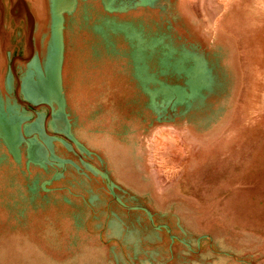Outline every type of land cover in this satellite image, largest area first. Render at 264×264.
I'll return each mask as SVG.
<instances>
[{"label": "rangeland", "instance_id": "1", "mask_svg": "<svg viewBox=\"0 0 264 264\" xmlns=\"http://www.w3.org/2000/svg\"><path fill=\"white\" fill-rule=\"evenodd\" d=\"M146 8L150 50L119 68V89L82 104L70 88L134 212L51 197L0 153V264L93 262L90 242L152 255L146 211L166 264H264V0H134L129 11Z\"/></svg>", "mask_w": 264, "mask_h": 264}, {"label": "crops", "instance_id": "2", "mask_svg": "<svg viewBox=\"0 0 264 264\" xmlns=\"http://www.w3.org/2000/svg\"><path fill=\"white\" fill-rule=\"evenodd\" d=\"M133 1L0 0V153L27 184L46 185L51 197L76 202L78 208L92 199L101 209L134 212L88 144L81 125L87 118L75 108L70 91L77 82L82 104L96 97V90L112 96L120 87L119 68H136L135 58L148 55L152 14L149 8L129 11ZM140 61L139 68H147L144 58ZM4 169L0 160V173ZM146 213L154 230L152 255L142 246L137 252L133 242H90L87 261L93 262L72 264H166V243Z\"/></svg>", "mask_w": 264, "mask_h": 264}]
</instances>
